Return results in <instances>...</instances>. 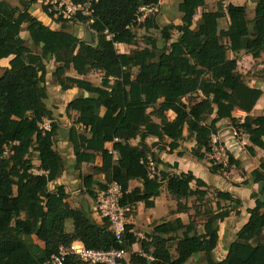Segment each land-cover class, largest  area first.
<instances>
[{"label":"trees","instance_id":"obj_1","mask_svg":"<svg viewBox=\"0 0 264 264\" xmlns=\"http://www.w3.org/2000/svg\"><path fill=\"white\" fill-rule=\"evenodd\" d=\"M96 1L93 23L87 26L96 35V43L89 45L69 32L68 22L48 12L45 0H18L15 6L0 0V61L11 58L0 76V264H43L60 248L68 249L74 243L95 251L116 249L131 254L137 243L131 226H125L121 241H117L105 220L103 225H89L88 210L72 208L63 187L55 184L63 172L62 159L53 150L58 127L53 124L51 132L45 134L38 130L43 120H53L45 105L46 62L50 59L56 64L52 76L62 91L76 88L88 94L66 106L67 114H78L76 124L83 128L82 133L71 129L69 134L74 169L94 160L83 151L100 152L102 165L95 172L104 175L106 184L97 186L103 191L116 182L124 208L142 203L152 209L160 194L159 177L149 178L147 167L148 158L155 162L146 143L150 137L159 142L168 139L172 152L186 130L195 143L192 155L203 160L210 152L209 140L217 133V124L229 120L235 129L243 130L252 147L264 152V115L250 116L263 92L246 85L237 57L228 58V53L246 52L253 59L264 55V0L257 2L252 20L247 18L245 7L224 5L225 0L217 2L215 12L207 10L208 0L177 1L180 25L167 26L162 38L169 42L172 31L178 37L160 56L151 39L149 47L141 51L120 54L116 50L118 44L135 45L132 26L140 9L154 8L159 0ZM39 3L43 14L60 25V30L50 29L31 14L30 8ZM226 18L224 28L221 21ZM141 27L153 29V19L146 17ZM21 33L27 35L26 40ZM70 69L78 76L101 73L100 85L66 76ZM134 69L135 76L131 74ZM236 111L246 114L242 124L233 118ZM168 112L174 115L171 121ZM136 139L138 146H131L129 142ZM106 144H112L117 153V165ZM246 150L253 155L251 147ZM32 151L37 154L39 174L33 173L34 165L28 158ZM213 165L212 174L227 170ZM228 166H239L231 155ZM250 177L252 183L264 188V164ZM130 181L141 183V188L129 191ZM82 182L88 196L94 198L90 190L95 185L93 175L82 177ZM204 188L205 183L191 173H181L169 181L166 191L176 201V213L181 214L188 211L186 203L191 198L195 203L206 202ZM251 197L256 199L255 207L248 210L249 219L236 233L224 260L213 257L218 223L232 212L239 215L240 201L215 191V210L205 211L202 234H194L196 221L192 218L187 225L180 219L164 222L154 228L150 242L140 244L143 254L153 261L131 254L122 264H188L196 254L202 255L205 264H264L260 240L264 201L256 193ZM192 208L197 216L196 206ZM171 242H176V259L169 251ZM64 264L83 263L68 256Z\"/></svg>","mask_w":264,"mask_h":264},{"label":"crops","instance_id":"obj_2","mask_svg":"<svg viewBox=\"0 0 264 264\" xmlns=\"http://www.w3.org/2000/svg\"><path fill=\"white\" fill-rule=\"evenodd\" d=\"M219 1L221 0H208L207 10L209 12H215L217 9L216 4ZM259 1L260 0H225L224 5L232 4L234 6L245 7L247 18L248 15H250L251 18L248 19L252 20L254 17L256 4ZM159 6H161L160 0L158 6H156L155 8L157 9V7ZM30 12L45 26H48L50 29L55 31L60 30V25L52 22L43 14L41 3L31 7ZM200 13L197 14L195 18L196 20L199 18ZM178 16L180 21L181 17L179 14ZM223 21L227 22V18L223 19ZM70 33L77 36L79 39L82 38L79 33ZM83 34L85 36L84 32ZM22 38L24 40L27 39V37ZM129 47L130 46L124 44H118L116 45V50H118L117 52L120 54H130L128 53ZM244 54L247 53L241 52L237 55L228 53V58L233 59L234 57H237L239 67ZM263 56L264 55H262L261 57ZM248 57L253 59L249 54ZM260 58L253 60L259 61ZM10 60L11 58L0 61V69L3 70V68H6ZM55 68L56 64L53 59H50L46 62L47 98L45 100V105L52 114L53 120H50L52 122V125H56L59 132L58 137L54 140L53 150L60 155L63 162V172L61 176L56 180L55 184L63 187L65 193L67 194V202L70 206H72L73 208H85L88 210L89 225H103V220L96 213L94 205L95 196L97 195V193L101 192L97 185L106 184L104 175L96 174L95 172V169H99L102 165L101 153L93 151H83V153L92 154L94 156V160L88 163H83L78 169H74L75 158L69 134L71 129L82 133L83 128L76 124L78 118V114L76 112L71 111L68 114L66 113V106L71 101L75 100L81 95L86 98L88 94L76 88L62 91L56 79L52 76ZM92 73L94 72H90L85 76H78L73 69H70L67 72L66 76L82 79L95 85L90 80ZM239 73H241V71H239ZM245 83L250 88L258 89L263 92V96L258 100L256 106L250 114L251 117L263 116L264 76L261 79H254L250 80L249 82L245 80ZM168 113L172 114V117L169 121L173 120V113ZM103 114L104 109H101L100 115L102 116ZM245 117L246 114L240 111H236L233 114V118L236 120L237 124H241V122L244 121ZM156 120L153 119L154 122L158 123V120ZM217 128L218 131L216 135L218 136L221 143L226 147L227 156L231 155L233 160L238 162L239 164V166L237 167L229 166L228 168H226L227 170L222 173L223 176L219 174H212L210 172V162H212V160L210 159L208 154L205 155V158L203 160L196 159L192 155V150L195 147V143L194 139L188 136L186 130H184L183 132V138L179 142L178 148L176 150H173L172 152H169V149L167 147V145L170 143L168 139L163 140L164 145L162 146L154 137H150L146 140V143L151 147L152 153L154 154V175L159 177L161 188L159 196L153 200L154 207L152 209H146L142 203H135L125 208L126 225L132 227L131 232L137 239V243H135L131 248V254L145 257L149 262L153 261L151 257L143 254L140 244L142 241H145L147 243L150 242L154 228L164 222L180 219L184 225H187L189 223V219L192 218V220L195 219L196 221L194 234H202L203 223L205 221L203 215L205 211L203 208H199L201 204L195 203V198H191L186 203L188 211L181 214L176 213V201L166 191L167 184L170 180L177 177L181 173H191L196 179H200L205 183L207 188H204L203 190L206 189L207 192L215 190L219 192L229 193L234 199L240 201V207L237 209L239 211V215H235V212H232L230 216L223 222L218 223V242L215 250L213 251V257L216 261H222L226 258L229 246L234 242L236 233L247 223L249 219V214L247 213L248 210L255 207L256 199L252 198L251 195L253 193H256L258 194L259 198L260 189L264 194V188H262V185L252 183V179L250 177L252 171L258 169L260 164H264V152L256 147H252L246 135L241 139H233L231 133L235 128L229 120H223L219 122L217 124ZM60 131H62V133ZM86 136L88 137L89 135L86 134ZM139 142V139H136L131 140L129 144L131 146H138ZM152 145H154V147H152ZM250 147L253 149V155H250L246 151V148ZM105 148L113 153V162L114 165H117L118 155L116 152L112 151V144H106ZM219 166L226 167L228 166V162L219 164ZM237 169L238 171H236ZM238 172H240L241 175H238ZM89 175H93L95 181V185L90 189L93 193L94 198H90V196H88L87 190L82 182V177H86ZM141 186V183L137 181H130L129 191L135 188H141ZM50 188L51 190H53L54 185H52ZM191 188L193 189V191H196L197 189L194 184H191ZM194 205L196 206L197 213L199 212L198 217L195 216V209L192 208V206ZM224 205L225 203H221L222 207ZM213 210H215V208ZM260 240L264 245V232L262 233ZM35 243L40 247H43L40 242L35 241ZM169 247L172 258L176 259V242L169 243ZM131 254L126 255V261L129 260V256ZM192 260L199 262V264H205L201 254L192 256L189 262H191Z\"/></svg>","mask_w":264,"mask_h":264},{"label":"built area","instance_id":"obj_3","mask_svg":"<svg viewBox=\"0 0 264 264\" xmlns=\"http://www.w3.org/2000/svg\"><path fill=\"white\" fill-rule=\"evenodd\" d=\"M96 2V0H84L82 4H74L71 0H45L44 5L48 7V12L52 13L54 18H61L68 23L81 18L83 22L90 25L93 23V5ZM146 9L152 8H141L140 11H145ZM141 18L138 17L136 22H143L146 17L142 16ZM38 130L41 134L51 132L52 122L50 120H43ZM231 135L233 139H241L245 136V133L242 129H234ZM209 146L210 152L208 156L214 164L219 165L228 162L226 147L221 143L216 134L210 136ZM154 165V161L148 158L149 178L155 176ZM121 198V187L116 182H111L107 185L106 190L97 193L94 204L96 213L102 220L108 223L109 229L117 241H121L126 226V211L120 205ZM126 255L122 250L95 251L85 248L80 243H74L68 249L60 248L57 254L50 256L43 264H64L68 256L75 257L83 264H122L126 260Z\"/></svg>","mask_w":264,"mask_h":264},{"label":"rangeland","instance_id":"obj_4","mask_svg":"<svg viewBox=\"0 0 264 264\" xmlns=\"http://www.w3.org/2000/svg\"><path fill=\"white\" fill-rule=\"evenodd\" d=\"M5 1H7L9 4H11L13 6L18 5V0H5ZM160 1H161V6L157 7V9L154 7L152 9H146L145 11H140V14L138 17L140 19H142L141 18L142 16L152 18L153 22H154V28L150 29V30H145L143 27H141L143 22H136L132 26V32L134 33V35L136 37L135 45L130 46L128 48V53L131 54L134 51H141L144 48L149 47V44H148L149 40L148 39H151V40L155 41V43H156V49L159 50L158 54H162L161 51H163V52L168 51L169 45L172 42L177 40L178 33L176 31H172L170 33L171 40L169 42L164 41L162 38V31L169 25H180L179 16H178V13L176 11V5H177L178 0H160ZM200 12L201 11H199L198 14ZM248 18L250 19L251 16L248 15ZM221 23H222V26L224 28L227 26V22L222 20ZM87 26H89V25H87L83 21H80V19L76 20V21H72V22L68 23V25H67L68 30L70 32H73L74 34L79 33L82 37L81 39H84L83 32L85 33L87 30L89 31ZM91 35L93 37V44H95L96 43V35L93 33H91ZM21 37L26 38L27 35L25 33H21ZM33 51L37 52L36 49H33ZM240 63L241 64L238 67V70L241 71V73L244 75L243 76L244 81L246 80L247 82H249L250 80L261 79L264 76V56L261 57L259 59V61H255V60L251 59L250 57H248V54H244V57L242 58ZM2 72H3L2 69H0V76H1ZM136 72L137 71L134 69V70H132L131 74L133 76H135ZM101 77H102L101 73L94 72V73H92L90 80L96 86H98V85H100ZM171 117H172V114L168 113L167 114L168 120H170ZM153 119L156 120L155 118H153ZM159 143L161 144V146L164 145L163 142H159ZM5 157H8V156H5ZM28 158L32 161V164L34 165L33 173L39 174V171L37 168L39 163H38L37 155L35 154V152L32 151L30 153V155L28 156ZM210 163H211V165L214 164L213 162H210ZM214 165L219 166L217 164H214ZM220 167H222V168L227 167L228 168L229 166H226V167L220 166ZM236 171H238V169ZM219 175L223 176V174H219ZM238 175H241L240 172H238ZM106 187H107V185H106ZM207 193H208V195L206 197V199H207L206 202L205 201L201 202V205L199 206V208L200 209L203 208L204 211L209 210V212H211V210L215 208L214 200H213L215 190L208 191ZM224 206H226V204ZM84 207H86V206H84ZM198 213H197V217L199 215ZM189 264H199V262L192 260L191 262H189Z\"/></svg>","mask_w":264,"mask_h":264},{"label":"water","instance_id":"obj_5","mask_svg":"<svg viewBox=\"0 0 264 264\" xmlns=\"http://www.w3.org/2000/svg\"><path fill=\"white\" fill-rule=\"evenodd\" d=\"M254 2H255V1H254ZM156 28H157V27H156ZM83 41H84L85 44H89V45L93 44V37H92L90 31L87 30V31L85 32V36H84ZM158 55L160 56L161 54H158ZM60 132L62 133V131H60ZM152 147H154V145H152ZM259 200H260L261 202L264 201V194H263V192H262L261 189L259 190Z\"/></svg>","mask_w":264,"mask_h":264}]
</instances>
